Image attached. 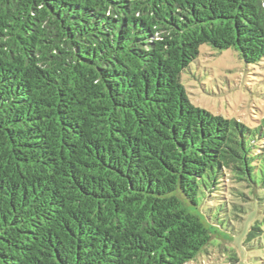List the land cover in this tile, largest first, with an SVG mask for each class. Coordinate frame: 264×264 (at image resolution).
<instances>
[{"label":"trees","instance_id":"1","mask_svg":"<svg viewBox=\"0 0 264 264\" xmlns=\"http://www.w3.org/2000/svg\"><path fill=\"white\" fill-rule=\"evenodd\" d=\"M203 44L264 69V0H0V264H192L226 219L264 249V116L191 102Z\"/></svg>","mask_w":264,"mask_h":264},{"label":"rangeland","instance_id":"2","mask_svg":"<svg viewBox=\"0 0 264 264\" xmlns=\"http://www.w3.org/2000/svg\"><path fill=\"white\" fill-rule=\"evenodd\" d=\"M182 81L191 102L214 114L236 118L249 125L264 116V69L244 62L234 48L218 50L203 44L200 55L183 72ZM232 186L240 197L232 198L234 201L245 206L252 204L251 188L236 183ZM204 208L215 218L221 210L209 204H204ZM221 224L223 227L215 229L217 232L204 255L192 264H232L228 257L235 256L236 248L241 257L238 264H264L263 248L245 251L242 246L241 236L248 231L250 221L239 223L236 228L227 219Z\"/></svg>","mask_w":264,"mask_h":264}]
</instances>
